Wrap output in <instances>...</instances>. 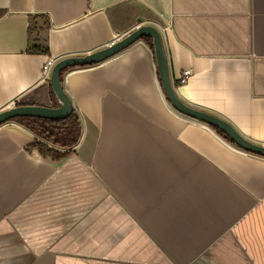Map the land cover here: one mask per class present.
<instances>
[{
  "label": "crops",
  "instance_id": "0c3cea01",
  "mask_svg": "<svg viewBox=\"0 0 264 264\" xmlns=\"http://www.w3.org/2000/svg\"><path fill=\"white\" fill-rule=\"evenodd\" d=\"M147 24L179 99L264 145V0H0V111L59 106L49 59ZM62 80L76 143L0 125V264H264V156L176 110L151 44Z\"/></svg>",
  "mask_w": 264,
  "mask_h": 264
},
{
  "label": "water",
  "instance_id": "95a60500",
  "mask_svg": "<svg viewBox=\"0 0 264 264\" xmlns=\"http://www.w3.org/2000/svg\"><path fill=\"white\" fill-rule=\"evenodd\" d=\"M144 37H151L153 40L160 80L169 101L176 110L219 129L238 147L264 156L263 144L249 140L225 119L212 113L193 108L179 99L170 78L168 61L164 51L161 33L155 26L151 24L139 26L132 32L122 36L118 40L113 41L111 44L101 50L83 56L67 57L56 62L52 68L49 83L60 105H15L9 109L0 111V125L10 119H15L18 117H40L53 120H62L68 118L74 112V108L71 98L63 87V70L71 66H84L99 63Z\"/></svg>",
  "mask_w": 264,
  "mask_h": 264
},
{
  "label": "trees",
  "instance_id": "16d2710c",
  "mask_svg": "<svg viewBox=\"0 0 264 264\" xmlns=\"http://www.w3.org/2000/svg\"><path fill=\"white\" fill-rule=\"evenodd\" d=\"M143 39L151 44V46L154 48V43L151 37H144ZM34 51L48 52V49H42L41 46H36ZM51 94L54 98H56L52 88ZM15 119L27 125L30 129L42 135L48 141L60 146H67L69 144L76 143L80 135L79 119L75 112H73L68 118L62 120H53L40 117H18ZM215 129L232 142V140L223 134L219 129ZM35 145H38L44 154H49L54 157H64L67 155V152H58L43 142L37 141L35 142Z\"/></svg>",
  "mask_w": 264,
  "mask_h": 264
},
{
  "label": "built area",
  "instance_id": "2783aa9c",
  "mask_svg": "<svg viewBox=\"0 0 264 264\" xmlns=\"http://www.w3.org/2000/svg\"><path fill=\"white\" fill-rule=\"evenodd\" d=\"M121 37L122 36L118 37V39H120ZM55 63H56V60L51 58L44 64L43 73H42V80H44V81L50 80L51 71H52V68H53ZM191 74H192V70H190V69L184 70L179 77V81L181 83L186 82L189 79V77L191 76Z\"/></svg>",
  "mask_w": 264,
  "mask_h": 264
}]
</instances>
